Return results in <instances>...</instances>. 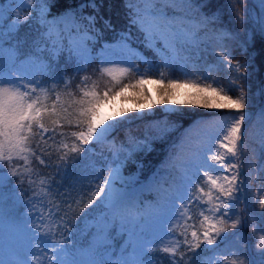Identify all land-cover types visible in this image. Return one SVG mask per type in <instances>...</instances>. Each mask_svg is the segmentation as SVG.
<instances>
[{"label":"snow or ice","instance_id":"obj_1","mask_svg":"<svg viewBox=\"0 0 264 264\" xmlns=\"http://www.w3.org/2000/svg\"><path fill=\"white\" fill-rule=\"evenodd\" d=\"M15 2L17 8L8 6L11 20L6 24L0 0V224H9L23 240L0 243V264H157L156 253L169 264H250L247 243L243 250L233 245L224 251L231 239H244L240 230L249 221L253 235L260 233L256 247L264 256V108L248 111L245 87L255 60L250 50L257 37L264 40V0H252V7L249 0H226L242 32L222 28L219 11H203L204 0H123L128 30L101 47V63L113 66L99 71L110 80L101 90L95 81L89 88L90 76H80L78 93L62 91L61 82L67 89L86 72L104 30H113L110 20L97 28L101 5L86 0L54 14L56 5L50 0ZM33 4V11L21 17L19 5ZM25 24L36 25L31 50H22L24 42L15 39ZM132 28L158 61L132 48ZM202 33L234 41L244 61H234V50L221 45L211 53L215 60L201 55L193 62V49L209 47ZM107 54L117 59L106 60ZM133 59L143 62V70ZM68 67L73 76L65 74ZM174 72L191 78L164 79ZM213 72L228 73L227 86ZM148 83L160 86L155 98L145 87ZM234 89L238 94H232ZM127 101L132 106H125ZM157 104L162 115L148 119ZM197 109L207 110L210 119L193 120L173 142L170 179L161 184L154 174L150 183L137 188L138 175H125L128 164H136L137 153L150 151L153 140L180 130L179 118L186 110ZM254 115L260 124L258 162L245 172V124ZM143 120L147 135L137 137L130 130L122 140L113 135ZM186 145L188 153L177 156L176 149L183 153ZM33 162L55 172L37 180ZM77 168V176L59 191L69 169ZM10 178L20 188L18 195H5ZM250 181L256 182L254 192ZM78 186L91 189L86 201ZM143 190L156 192L154 206L139 198ZM23 197L28 212L19 216ZM250 198L259 211L249 212Z\"/></svg>","mask_w":264,"mask_h":264},{"label":"trees","instance_id":"obj_2","mask_svg":"<svg viewBox=\"0 0 264 264\" xmlns=\"http://www.w3.org/2000/svg\"><path fill=\"white\" fill-rule=\"evenodd\" d=\"M50 2L56 5V8L53 10L55 14V12L63 11L65 8L69 6L80 5L86 2V0H50ZM97 2L101 5L99 11H100V17L103 18L101 20L98 17L97 27L102 28L103 21L110 20L113 26V30H107V29L104 30V34H103L104 40L109 42L115 41V38L121 32L128 30V25L126 23V16H125V8L123 6V0H97ZM204 3L206 4V7L203 9L205 13L210 15L214 12L219 11L220 20L222 22L221 27H225L226 29L231 31H236V30H240L241 32L243 31V29H241L239 24L235 21L234 14L229 13L226 5V0H204ZM248 6L249 7L253 6L252 0H249ZM85 11L87 13L90 12L91 9H86ZM9 20H11L10 14L7 15L6 21L8 22ZM246 26L250 27V25H246ZM37 35L38 34L36 31L35 24L31 26L25 24L19 29L18 35L15 37V39L24 42L21 45L22 50H31L32 41L37 38ZM262 46H264V40H261V38L257 37L255 48L250 50L255 55V60L253 61L252 67L248 70L250 74L247 83L245 85L248 101L250 104L248 111L254 114L258 113L261 108H264V52L261 51ZM244 59L245 57L241 55L240 49L236 48L234 50L233 60L243 62ZM64 67H65V60L63 57H61L59 61V68L63 69ZM92 67L95 68L96 64L92 65ZM65 74L67 76H73L71 67H68L67 72ZM216 74H218L217 76L218 83L225 84L227 86L226 78L229 74L224 72H220ZM84 75H86V73L81 72L78 76H76L69 85V88L67 89L63 88L61 82V90L67 91L70 89L71 91L78 93V89L76 86L78 84H80L81 87L83 86L81 84L79 77ZM131 78L132 77L126 78L124 82L127 83L128 79ZM94 81L101 84L99 86L100 89L102 90L106 81L105 77L99 78L98 76L94 75V77L92 78V75H90V79L87 81L89 88L92 86ZM159 87H160L159 85H155V89ZM232 94H238V93L234 89ZM153 114L157 118L160 117L162 115V109L158 106H155V108L153 109V113L149 115L148 119H151ZM201 116H204L206 119H210L207 110H202V109H197L195 111L186 110V114L179 118V123L182 125V128L180 130L170 133L168 138L165 140H153L151 142L150 151L146 150L144 152H140L135 155L136 163H139L142 166L138 168V172L141 177L142 183H147L148 181H150L154 174H156L157 177H160L164 171L170 168L169 156L173 153V142L177 141V138L180 136V133L181 131H183V129L188 128L189 124L193 120L198 119ZM146 123L147 120L136 121L132 123L130 126H125L122 129H118V131L113 135L117 136L118 139L122 140L124 138V133L130 130L135 136L143 137L144 135L148 134L145 127ZM256 123H258V119L254 115L251 124H249L247 121L245 124V126L246 125L247 126L245 127L246 151L244 153V157L248 158L249 167L258 162L257 157L259 153V147H258V133H256V131L259 132L260 126L259 127L255 126ZM36 139L39 138L37 137ZM178 151L179 148L176 149V153H178ZM53 159H55V157H53ZM32 166L36 170V172L39 173V175L35 177L37 180H39L41 176L49 177L55 172L54 167H44L39 165L37 162H33ZM7 167L8 165L5 164L3 169L5 172L7 171ZM127 167L133 169L136 168L135 164L132 163H129ZM78 172H79V168L75 170L69 169V174L63 181V186L59 189V191H64L73 181L74 177L77 176ZM252 174L256 175L254 169ZM56 179L60 180V177L57 176ZM162 179L163 180L160 181L161 184H163L165 180H168V177L162 176ZM10 181H11L10 184H8L7 188L5 189V195L6 196L11 195L13 192L18 195L20 192V188L15 187L16 181L14 179L10 178ZM85 183H87V181H85ZM250 183L253 186V192H254L256 182L250 181ZM77 191H83L85 193V201H86L87 194L91 191V189L90 188L80 189L78 186ZM29 195H31V192H29ZM138 196L147 205L154 206V202L157 200L156 192L154 190L147 192H139ZM26 198L27 197L21 198V202L17 205V213L19 216L25 215L26 208L23 206L22 201ZM249 202L251 204L249 212L259 211L258 205L252 203L251 198ZM238 207L242 208L243 205H238ZM191 212L193 215H195L198 212V208L195 206L192 207ZM5 224L10 226L7 223ZM5 224H0V225H5ZM240 235L244 237V239L241 240H237L235 238L231 239L229 241V245L224 248V251L225 252L231 251L233 245L238 246L243 250L245 243H247L245 259H247L250 262V264H264V256L261 255L260 249L256 247L257 240L255 237L259 236L260 233H256L255 236L253 235L251 221L248 222V226L246 228H242L240 230ZM153 259L157 261V264H169L167 257L163 256L160 253H156ZM229 259H231L230 256Z\"/></svg>","mask_w":264,"mask_h":264},{"label":"rangeland","instance_id":"obj_3","mask_svg":"<svg viewBox=\"0 0 264 264\" xmlns=\"http://www.w3.org/2000/svg\"><path fill=\"white\" fill-rule=\"evenodd\" d=\"M25 3H26V0H25ZM9 4L14 9L18 7V4L15 2V0H4L5 16H6V18H7V15L10 14L9 11H8ZM34 7H35V4H33L32 7H27V6L19 5L21 17L30 14L33 11V8ZM8 22H10V20ZM8 22L6 21V24ZM222 28L226 29L225 27H222ZM201 38L202 39H205V41L209 45V47L207 49H205L202 46L200 50L193 49L190 52V55L192 57V61L193 62L196 60L197 57H199L201 55L206 56L207 59H209V60H215V57L213 55H211V53L212 52H218V51H220L221 50V45H223L224 47H226L228 50H235L236 48H238L236 46V43L234 41H232V40L221 41L219 39V37L216 34H213V33H208V34L202 33L201 34ZM142 39H143L142 38V35L140 33H138L135 30V28H133L131 30V32H130V40H129V43L131 44L132 48L135 49V50H137L142 56H144V57H146L148 59H151L153 61H158L159 57L156 56V54L153 53L151 50L146 49L144 47L143 43L141 42ZM105 42H107V43H114L115 41H110L109 42V41H105L104 38H103V40L100 42V44H98L95 47V50L92 52V56L94 57V59L92 60L91 64H89L87 66L86 72H82V73H86V75H88V76L92 75V78L94 77V75L98 76L99 78L105 77V80H106L105 81V84H106L110 80V77H108L104 73H101L99 71V69L100 68L112 67L113 65L112 64H109V63H101V57H102L101 47H102L103 43H105ZM105 59L106 60H114V59H117V57L114 56V55H112V54H107L105 56ZM94 64H96V67L95 68L92 67V65H94ZM132 64L139 65L142 70L145 67V65L143 64V62L141 60H139V59H133L132 60ZM116 67H128V65L127 64H118V65H116ZM224 73H226V72H224ZM213 75L218 76V74H216V72H213ZM152 78L153 79H159V76L158 75H153ZM187 78H191V74H189V76H185L184 74H182L180 72H174L171 75H166L164 77L165 80H167V79L184 80V79H187ZM98 84L101 85L100 83H98ZM155 85L156 84H151V83H148V84L145 85V87L151 92V96L153 98H155L157 96V92H156V89H155ZM129 92H131V90H129ZM142 102H146V101H142ZM125 106H129V107L132 106L131 101L125 102ZM156 106H158V107L161 108V106L159 104H157ZM255 126H257V127L260 126L259 120H258V123H256ZM256 133H259V132L256 131ZM194 134H195V130H194ZM199 135L201 137H203L204 136V133H199ZM188 151H189V148L186 145L184 147V149H183V153L179 149V151H178V153H176V155L177 156H181L183 154H187ZM138 165H140V164L139 163H136L135 164V166H136L135 169L130 168V167H127L125 169V175H129V174H132V173H136L138 175V178H139V183L137 185V188H140L142 185L150 183L151 180L148 181L147 183H142L141 182V177H140L139 172H138V168H139ZM243 165H244V171L247 172V170L250 167H249L248 158L244 157V155H243ZM170 171H171V169L168 168L166 171H164L162 173V175L160 177H158V179L160 181H162L163 180L162 179V176H167L168 177V180H169L170 179ZM171 174L172 175H175L174 172H172ZM147 191L148 190H143V191H140V192H147ZM27 212H28V209L26 208L25 209V214ZM29 223H31V221H29ZM189 223H193V222L192 221H189ZM22 240H23V237L21 235H19V234L14 233L11 230L10 226H8L6 224L5 225H0V243H3L6 246H8V245H17V244L21 243Z\"/></svg>","mask_w":264,"mask_h":264}]
</instances>
